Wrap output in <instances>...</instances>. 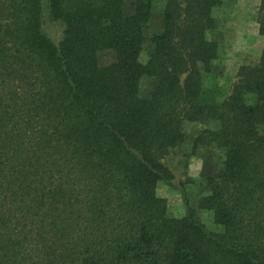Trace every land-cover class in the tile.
Returning a JSON list of instances; mask_svg holds the SVG:
<instances>
[{"label": "trees", "instance_id": "trees-1", "mask_svg": "<svg viewBox=\"0 0 264 264\" xmlns=\"http://www.w3.org/2000/svg\"><path fill=\"white\" fill-rule=\"evenodd\" d=\"M158 2L161 31L150 33ZM126 4L0 0V264H264V47L218 101L204 81L223 0ZM107 51L115 61L102 66ZM143 77L155 83L147 99ZM194 123L216 127L185 151ZM210 146L225 160L204 179L209 194L193 208L182 192L185 215L170 216L157 184L186 177Z\"/></svg>", "mask_w": 264, "mask_h": 264}, {"label": "rangeland", "instance_id": "rangeland-1", "mask_svg": "<svg viewBox=\"0 0 264 264\" xmlns=\"http://www.w3.org/2000/svg\"><path fill=\"white\" fill-rule=\"evenodd\" d=\"M132 0H127L126 9L130 13ZM260 0H223L222 6L216 8L212 16L215 20V29L208 34V39L218 44V57L213 62L212 78H205L204 86L207 89H215L217 100L220 101L230 95L233 85L237 81V72L241 66L254 65L262 53L264 37L258 32ZM161 3H156L150 21V33L161 31ZM43 30L54 42L58 43L62 35V28L56 23H51L43 13ZM147 60L145 52L141 56V62ZM115 61L114 53L103 52L99 55V63L102 66ZM154 81L143 77L139 83V96L147 99L154 89ZM215 124L209 126L201 124H187L186 136L183 148L191 149L193 140L205 129H214ZM225 160V151L215 146L199 147L191 157L186 177L181 176L180 170H174L175 178L171 186L163 182L157 184V196L166 200L169 215L182 218L185 215V207L182 200V192L195 208L198 199L209 194V188L204 179L210 177L222 168ZM188 182L181 187L182 182ZM199 220L208 231L221 234L223 228L214 224L211 212L197 211Z\"/></svg>", "mask_w": 264, "mask_h": 264}]
</instances>
